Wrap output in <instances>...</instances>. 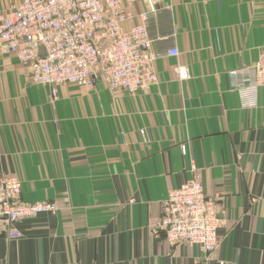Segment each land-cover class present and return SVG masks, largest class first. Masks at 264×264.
Wrapping results in <instances>:
<instances>
[{"label":"crops","instance_id":"crops-1","mask_svg":"<svg viewBox=\"0 0 264 264\" xmlns=\"http://www.w3.org/2000/svg\"><path fill=\"white\" fill-rule=\"evenodd\" d=\"M164 1L147 21L160 56L146 92L98 80L54 99L0 53V179L18 174L26 201L59 205L21 238L0 235V264H264V86L243 108L228 75L264 47V0ZM196 173L226 221L208 260L160 227L169 192Z\"/></svg>","mask_w":264,"mask_h":264},{"label":"built area","instance_id":"built-area-1","mask_svg":"<svg viewBox=\"0 0 264 264\" xmlns=\"http://www.w3.org/2000/svg\"><path fill=\"white\" fill-rule=\"evenodd\" d=\"M171 7L164 0H19L0 11V53L17 57L32 84L49 85L54 99L63 85L93 88L98 80L114 92H146L158 83L160 56L147 21ZM167 55L178 56L179 50ZM178 72L189 76L185 66ZM228 75L241 106L257 107L264 86V47L252 64ZM22 189L18 174L0 179V235L10 239L23 236V221L59 210L57 201H26ZM225 223L217 197L206 192L196 173L169 192L160 227L170 245L195 247L208 260L220 245L219 229Z\"/></svg>","mask_w":264,"mask_h":264}]
</instances>
